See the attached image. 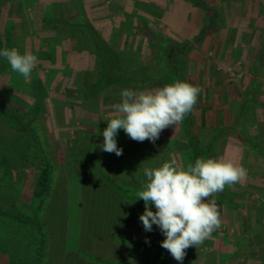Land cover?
Wrapping results in <instances>:
<instances>
[{
	"label": "rangeland",
	"instance_id": "1",
	"mask_svg": "<svg viewBox=\"0 0 264 264\" xmlns=\"http://www.w3.org/2000/svg\"><path fill=\"white\" fill-rule=\"evenodd\" d=\"M61 1L0 0V50L15 46L17 48L19 43L20 47L17 49L21 50V54L30 51L37 58L40 56L41 61L50 58L43 67L37 63L31 79L25 80L17 72L11 71L14 73L12 75L5 73L3 64L6 69L11 67L0 56V101L10 108L13 115L21 112L26 117L25 122H33L31 129L35 130L37 138V141L33 139L32 142L29 139L33 137L31 133L18 134L17 121L13 120L10 125V118L0 114V120L6 125L0 123V163L5 159L0 165V208H8L11 200L18 199L23 204L21 207L31 213L30 209L39 205L35 191L40 192L43 189L38 185L44 166L40 156L48 158L53 167L51 195L45 199L40 214L45 224L46 236L41 237L42 239L35 238L44 256H15L13 264H149L146 256H160L165 264H181L161 247L165 237L155 224L151 231L143 234L145 230L141 227L139 217L145 205L143 208L135 206L136 201L144 204L136 196L147 180L144 169L160 167L171 159L186 166L188 163L194 164L201 157H219L225 160H231V157L235 160L238 157L239 161V156L244 155L243 163L239 165L247 170V176L232 187L226 185L224 191L216 197L221 221L248 222L254 216L256 222L264 225V85L253 82V68L235 69L231 64L230 71L223 67L224 69L210 75L212 77L208 79L207 85H199V80L186 75L189 70L188 52L177 56L175 65L183 80L188 83L193 81L192 85L203 90L198 96L196 107L193 108V112L196 110L198 114V123L195 126L197 141H193V135L187 137L182 124L175 128L170 127L171 131L164 134L166 143L159 144L161 147L154 146L156 144H152V147L151 143L140 145L121 129L116 140L117 146L122 149V155L105 152L101 147L104 142L102 133L107 127V120L111 118L109 113L112 107L107 106L111 97L105 96L102 101L94 98L83 101L72 84L77 77L83 76L82 84L88 78L91 79L88 72L94 70L96 58L95 42L90 37H101L119 56H128L138 66H142L141 63L155 62L158 66L157 74H160L167 66L161 47L169 43H188L189 36L176 33L172 22L146 21L148 13L151 14L150 10L153 9L151 6H156L157 0H63L64 4L59 3ZM35 3L43 5L37 11V22L31 17L35 14L32 10ZM28 5L33 6L31 11L27 8ZM44 14L46 20H52L59 15L61 20H52L49 23L57 24L64 31H74L78 45L76 53L67 47L61 55L62 52H56L54 47L52 52L41 53L44 58L41 59V54L32 51L34 39L26 36L25 40H20L16 37L28 34L35 26L39 28L44 24L40 21ZM147 28L156 44L155 56L145 51L149 41L144 35ZM84 34L90 35L89 46L88 41L85 43ZM227 58L213 63L226 65L235 55L230 52ZM225 72L230 75L226 76ZM61 77L67 80L66 84L63 85L58 80ZM226 95L229 96L227 102ZM237 98L241 100L238 109L247 116L243 129L248 132L242 133L241 137L230 131L221 135L220 132L234 124L232 117H226L227 120L222 123L223 130L215 132L214 129L219 126V115L225 117L224 109H229L231 101ZM111 102L114 103L112 100ZM120 102L119 99L116 104ZM36 105L39 115L34 118L32 110ZM95 126L102 128L99 135L91 131ZM213 131L216 135L214 141L211 135ZM169 138L173 141H169ZM185 139L190 142V147L183 145ZM176 140L182 144L175 142ZM242 142L245 143L239 144ZM230 145L240 146L241 149L232 148ZM153 148L155 152L152 151ZM7 164L14 169L10 168L6 172L4 169L9 167ZM22 166L25 167L24 170ZM241 206H246L252 213H243ZM153 211L155 212V208ZM260 228L259 238L264 236V227ZM220 232L215 230L213 237L218 238ZM35 233L37 235L36 231ZM139 235H142L139 241L143 245V253L138 249L139 243L136 242L139 245L137 246L131 240ZM18 237L17 247L23 252L26 249L27 236L20 233ZM260 245L264 246V239ZM239 250L240 248H236L233 256H219L218 262L236 264V260L245 257L238 256L241 252Z\"/></svg>",
	"mask_w": 264,
	"mask_h": 264
},
{
	"label": "crops",
	"instance_id": "2",
	"mask_svg": "<svg viewBox=\"0 0 264 264\" xmlns=\"http://www.w3.org/2000/svg\"><path fill=\"white\" fill-rule=\"evenodd\" d=\"M59 3L64 4V1L62 0ZM142 4L144 6H147L143 2ZM35 5H37V7H35ZM35 5L32 9L35 14L31 17H33L35 22H37V11L41 9L43 5L39 3H35ZM155 5L157 7L151 6L153 9L150 10L151 14L148 13V16L146 17L148 18V20L146 21L162 20L172 22L173 29L176 33H178L180 36L183 35L184 37L189 36L188 44L190 49L187 51V67L189 70L188 74L186 75H191L193 79L199 80V85H207L209 82L208 79L212 77L210 75H214V73H216L217 71L219 72L223 67H227L225 69H228L230 71V69H232L231 67H229L231 64L234 65L235 69L238 68L242 70H248L250 67L253 69H258L261 65L264 67V56H262V54H264V0H157ZM55 6H58V4L55 3ZM31 7L33 6H27L30 11ZM43 9H45V6ZM45 15L46 14H44L43 17H40V21L44 22V24L42 23L39 28L35 26L33 28L34 31L30 30L28 34L26 33L22 36L16 35V37L20 40H25V38L27 37L34 39L35 45L32 51L39 55L41 53H48L51 50L54 51V47L56 48V52H62L61 55L66 51L67 47L72 48L71 52L73 51L76 53L78 45L74 31L72 32L68 29L64 31V28H59L57 24H53L52 22L49 23L52 20H55V22L61 20V17L59 15H56L54 18H52V20H46ZM81 18H83V15L81 16ZM98 22L100 23V21ZM147 29L148 30L144 31V35L146 36V38L153 39L149 28ZM112 30H114V28H112ZM64 36L65 38H63ZM83 37L85 39L86 44L88 41L89 46L91 44L88 38L90 37V35L84 34ZM239 39H241L242 42L239 43ZM30 45L32 46V43ZM19 47L20 45L18 43L17 48L19 49ZM145 51L151 52L149 41L145 47ZM230 52L235 55V58L231 60L230 63L226 65H219V63L216 62L217 65L216 63L214 65L213 62L218 61V59H228V53ZM39 57L38 64L42 67L45 66L43 64H46L47 61H49L48 59H50H44L41 56V59H44V61H41L39 60ZM141 64L143 66L152 67L154 66L155 62ZM225 73L226 76L230 75L228 72ZM62 77L58 80L62 81V84L64 85L67 83V80ZM88 77H90V71L88 72ZM83 80V76H81V78L77 77L75 81L73 80L72 84L75 85L74 88H76L77 91L78 88H82L91 81V79L88 78L87 82L82 84ZM189 81L191 82V80ZM253 82L264 85V78L254 77ZM191 83L194 84L193 81ZM215 84L217 83L215 82ZM160 86H158L157 88H159ZM147 89H151V87ZM120 93L121 92H114L108 94L103 93L98 98H94V100L102 101L105 96L111 97L109 98L110 101L107 103V106L112 107V111L110 112H113V105L116 104L119 99L121 100ZM77 95L79 98H81V100H83L81 94L78 93ZM226 96L229 98L228 95ZM111 100L114 103H112ZM236 100L238 102L241 101L238 98ZM224 112L226 117H235L236 115L234 109L232 108H229L227 110L224 109ZM194 115L197 119L198 114L196 110L194 111ZM209 115H211V112L209 113ZM232 126L233 125L231 124V126L229 128L226 127L225 130H227L228 132H235L234 130H231ZM101 129V127L95 126L91 129V131L99 135V133L102 132ZM170 131V127L163 130L160 134L159 139H157L155 143H152L149 140L137 143L143 146L146 144L148 145V143H151V145L156 144L154 146L161 147V145H159L160 143H166V139H164V134ZM179 131L181 133V128ZM194 133L196 134L195 128ZM169 141L173 140L169 138ZM175 142L180 143V145L182 144V142L178 140H176ZM183 143V145L190 147V142H186V139ZM153 145L152 147H154ZM230 146L238 150L241 149V147L237 145ZM98 149H100V147H98ZM152 151L155 152L154 148L152 149ZM243 157L244 155H240L239 161H237L238 157L235 158V160L234 157H231L230 159L235 164L238 163L239 165L243 163ZM76 170L79 171L78 169ZM241 211L245 214L246 211L247 213L251 212L247 210L246 206H241ZM234 224H236V226ZM261 224V222L255 221L254 216H252L251 221L248 220V222H241V220L238 223L225 222L224 220L221 221V225L217 229L219 230V232H224V234L220 232L219 236L217 235L218 238H214L212 233V237L210 239L205 240L204 243L201 244L198 248L189 247L186 250V256L182 261V264H221L218 262L220 261L219 256H230V254L231 256H233L236 248H240L239 251H241L238 256H245L244 259L236 260V264H260L259 258L261 256H264V246L262 247L260 245L261 240L263 241L264 239V236L259 238L261 234L258 233L261 229L260 226L264 227V225ZM141 227H143V224ZM31 229L26 226L21 227L17 224L6 222L3 219H0V264H10V262L14 261V256H38L39 243H36L37 235L35 231ZM249 232L253 233L254 235H251ZM20 233L24 234L25 237L27 236V239L25 241L26 249L25 251L22 250L23 252H21V250L17 247L19 238L18 236ZM143 234H146V231ZM142 235H139L140 237L138 236L136 239L131 238V240L137 246L140 245L138 249H140L139 251L143 253L144 248L142 247L143 245L141 244V241H139L140 239H142ZM131 237H133V235H131ZM146 237L148 239V235ZM136 242H138L139 245ZM212 243L214 244L213 246L210 245ZM20 252L23 254H21Z\"/></svg>",
	"mask_w": 264,
	"mask_h": 264
},
{
	"label": "clouds",
	"instance_id": "3",
	"mask_svg": "<svg viewBox=\"0 0 264 264\" xmlns=\"http://www.w3.org/2000/svg\"><path fill=\"white\" fill-rule=\"evenodd\" d=\"M14 72L31 79L38 58L30 51L23 54L13 47L0 50ZM203 90L185 81H175L156 89H123L121 102L114 104L103 130L102 150L122 155L117 146L118 131L137 142L155 143L163 130L183 123L198 102ZM147 180L137 191L145 210L139 219L145 231L155 224L164 235L161 247L181 262L189 247L198 248L220 227L221 217L216 197L225 186H234L247 176V170L223 158H197L186 166L176 159L157 168H145ZM155 206V212L152 206Z\"/></svg>",
	"mask_w": 264,
	"mask_h": 264
},
{
	"label": "trees",
	"instance_id": "4",
	"mask_svg": "<svg viewBox=\"0 0 264 264\" xmlns=\"http://www.w3.org/2000/svg\"><path fill=\"white\" fill-rule=\"evenodd\" d=\"M91 38L95 42L94 43L95 44L94 55L96 58L95 60L96 64H95L94 70L90 71L91 81L85 86H83L82 88H78V93L82 95L83 100L88 101L93 98H98L103 93H109L113 91L121 92L123 89H126V88L140 91V90H145L149 87H156L160 85L163 87L165 84H170L175 81H184L182 76L180 75L178 67L175 65V61H176L177 56L186 53L190 49L189 44L187 42H184L183 44H180V45H178L177 43H174V44L169 43L168 45L161 47L163 55L165 56L167 66L163 72L161 71L160 74H157V71H156V69L158 68L157 65L154 64V66L152 67L143 66V65L138 66L137 64L133 63L132 61L133 59H128L129 58L128 56H124L126 57L125 59H123L124 57L119 56V54H117L116 51L111 46H109L106 42H104L101 37L92 36ZM148 40L150 43L151 54L155 56V45H156L155 41L151 38H149ZM263 63H264V59H263ZM5 66L6 65L3 64V71L5 73L11 74V75L14 74L13 72H11L13 71L12 69L10 68L6 69ZM252 75L254 77H258V76L264 77V67L261 65L258 69L254 68L252 71ZM227 98L228 97L226 96L225 97L226 102H227ZM238 103L239 102L236 99H234L231 101V106H229L230 108L234 109L236 113L235 117L231 118L232 121L234 120V124L231 130L235 131L231 133L235 134V136L237 137H241L242 133L248 132V131H244L243 129L244 127L243 122L247 118V116H244V113L241 112L240 109H238ZM196 105L194 106V108L196 107ZM38 110H39L38 106L36 105L34 109L32 110L34 118L35 116L39 115ZM193 113L194 112L192 110L191 113H189L186 116L182 125H183V128L185 129L186 135H188L187 137L190 138L193 135L192 136L193 141H197L196 134L194 133V128L198 120L196 119ZM0 114H2V117L6 116L10 118V120L8 121L10 125H11L10 122H13V120L17 121L19 125V128L16 129L18 134L27 135V133L29 134L31 133L33 137L29 139L30 140L32 139V142L34 140L37 141L35 130L31 129V126H32L31 124L33 122H27V121L25 122L24 120L26 117L25 115L21 114V112L17 114L18 117L16 114L13 115L11 113L10 108L8 109L7 106L0 101ZM227 118L226 116L225 117L222 115L219 116V119H218L219 126L217 129H214L215 132L218 131L219 129L223 130L222 123L225 120H227ZM0 123L6 126L3 120L2 121L0 120ZM214 131L211 134L212 141H214L216 137V135L214 134L215 133ZM220 133L221 135H226L228 131L224 129ZM36 143H34L35 147H37ZM242 143H245V142H242ZM192 148L194 147L192 146ZM40 159L43 160L44 166L39 176L38 185H40V187H42L43 189H41L40 192H37V190L35 191V198L39 199V205L37 206V208L30 209L32 210V212L28 213L27 211H25L24 208L21 207V205L23 206V204L18 199L11 200V202H9L8 208H5L4 206H1L0 208V219H3L6 222L17 224L18 226H21V227L26 226V227L32 228L34 231L37 232L38 239H40L41 237L45 238L46 236L45 229H44L45 224L42 221L40 214H41L43 205L45 203V199L51 195L50 194L51 192L50 188L52 185L51 171H53V167L51 163L48 162L49 161L48 158H46L45 156H40ZM4 161L5 159L2 160L0 165H2ZM7 166L9 165L7 164ZM10 168L12 167L9 166L4 170L8 172L10 171ZM22 168L23 170L25 169V167L23 166ZM135 205L138 208H143L145 204L140 203V202H135ZM154 208L155 206L153 205L152 210H154ZM42 254L44 256V252H40V248H39L38 256H42ZM147 259H149V264H165V262L160 260V256H147ZM259 259L260 261H262L261 264H264V257H260ZM13 260H15V258ZM13 262L15 261H12L11 263L13 264Z\"/></svg>",
	"mask_w": 264,
	"mask_h": 264
}]
</instances>
